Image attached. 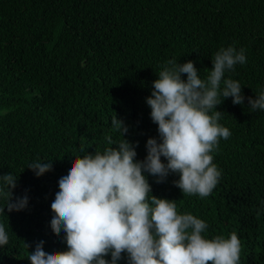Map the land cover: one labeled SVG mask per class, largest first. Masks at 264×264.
Listing matches in <instances>:
<instances>
[{
    "label": "trees",
    "instance_id": "obj_1",
    "mask_svg": "<svg viewBox=\"0 0 264 264\" xmlns=\"http://www.w3.org/2000/svg\"><path fill=\"white\" fill-rule=\"evenodd\" d=\"M228 46L245 49L246 63L224 77L241 84L245 100L228 97L215 109L231 132L212 153L217 186L200 198L174 185L178 174L162 183L144 175L149 196L208 224L206 238L235 232L240 264H264V110L247 100L264 91V0H0V176L18 178L13 199L28 197L26 209L0 216L9 234L0 264H30L41 240L45 251L67 250L65 234L51 230L50 205L73 159L110 147L106 135L119 142L115 115L143 161L147 139L159 142L146 103L159 72L169 60L192 61L206 80L214 54ZM37 159L52 170L37 177L27 168ZM121 256L117 264H128Z\"/></svg>",
    "mask_w": 264,
    "mask_h": 264
},
{
    "label": "clouds",
    "instance_id": "obj_2",
    "mask_svg": "<svg viewBox=\"0 0 264 264\" xmlns=\"http://www.w3.org/2000/svg\"><path fill=\"white\" fill-rule=\"evenodd\" d=\"M244 63L245 49L221 47L205 80L192 61L169 60L146 98L159 142L148 138L146 157L135 160L134 146L123 138L128 126L114 115L111 130L119 134V142L106 135L110 147L75 157L58 181L50 227L56 235L65 234L67 250L45 251L41 240L29 253L30 264H117L122 253L128 264H240L241 241L235 232L228 238H206L204 220L178 213L173 200L149 196L151 185L144 173L155 177V183L178 174L173 183L186 195L206 198L212 193L221 177L212 153L221 139L231 135L219 123L223 112L215 109L228 97L234 105L244 102L241 84L224 78L226 71ZM247 100L253 111L264 110V91ZM114 144L117 147H111ZM27 168L39 177L52 170V161L37 159ZM17 180L12 173L0 176V197L5 200L0 216L5 208L18 212L28 206L26 194L13 199ZM8 242L9 234L0 222V246ZM109 254L110 261L104 258Z\"/></svg>",
    "mask_w": 264,
    "mask_h": 264
}]
</instances>
